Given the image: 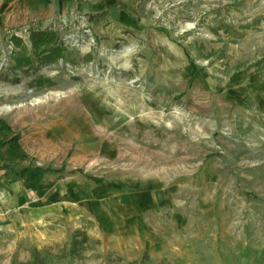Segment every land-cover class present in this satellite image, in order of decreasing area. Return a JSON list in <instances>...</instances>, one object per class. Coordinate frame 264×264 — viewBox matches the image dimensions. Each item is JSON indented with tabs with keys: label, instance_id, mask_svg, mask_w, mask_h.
Returning a JSON list of instances; mask_svg holds the SVG:
<instances>
[{
	"label": "rangeland",
	"instance_id": "obj_1",
	"mask_svg": "<svg viewBox=\"0 0 264 264\" xmlns=\"http://www.w3.org/2000/svg\"><path fill=\"white\" fill-rule=\"evenodd\" d=\"M32 28L66 52L0 80L28 161L0 264L78 229L82 256L54 264H264V0H0V74Z\"/></svg>",
	"mask_w": 264,
	"mask_h": 264
},
{
	"label": "trees",
	"instance_id": "obj_2",
	"mask_svg": "<svg viewBox=\"0 0 264 264\" xmlns=\"http://www.w3.org/2000/svg\"><path fill=\"white\" fill-rule=\"evenodd\" d=\"M12 41L20 52H16L18 64L12 65L6 73L0 74V80L17 84L23 78L37 75L43 68L58 63L65 56V45L52 29L32 28L30 31L31 50L26 52L22 39L13 36ZM90 237L84 230L73 233L70 248H61L52 253L49 250L33 249L31 259L22 264H54L67 258H78L86 250Z\"/></svg>",
	"mask_w": 264,
	"mask_h": 264
},
{
	"label": "crops",
	"instance_id": "obj_3",
	"mask_svg": "<svg viewBox=\"0 0 264 264\" xmlns=\"http://www.w3.org/2000/svg\"><path fill=\"white\" fill-rule=\"evenodd\" d=\"M13 135V131H5L0 119V143L7 142L0 148V225L28 204V161L8 143Z\"/></svg>",
	"mask_w": 264,
	"mask_h": 264
}]
</instances>
